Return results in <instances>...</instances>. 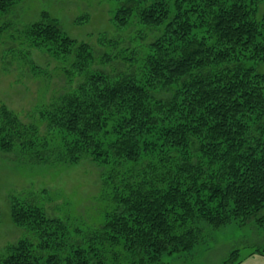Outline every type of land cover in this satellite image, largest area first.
I'll return each instance as SVG.
<instances>
[{"label": "trees", "instance_id": "obj_1", "mask_svg": "<svg viewBox=\"0 0 264 264\" xmlns=\"http://www.w3.org/2000/svg\"><path fill=\"white\" fill-rule=\"evenodd\" d=\"M18 1L0 0V17ZM261 1L126 0L113 24L134 19L157 32L123 50L119 38L103 41L109 51L70 36L47 10L26 25L29 45L64 64L69 89L38 121L2 104L0 149L37 162L89 156L110 206L74 238L81 230L66 219L10 198L11 219L28 234L0 251V264H167L166 254L201 242L203 223H264Z\"/></svg>", "mask_w": 264, "mask_h": 264}, {"label": "rangeland", "instance_id": "obj_2", "mask_svg": "<svg viewBox=\"0 0 264 264\" xmlns=\"http://www.w3.org/2000/svg\"><path fill=\"white\" fill-rule=\"evenodd\" d=\"M126 0H19L0 17V106L7 105L24 121H38L40 112L54 98L67 91L69 84L64 64L45 48L31 47L24 33L28 23L38 19L43 10L56 17L62 29L78 40L111 51L103 43L120 39V48L150 41L157 31L132 20L129 26L113 24L116 9ZM264 13V1L257 18ZM143 35V34H142ZM132 41V42H131ZM141 52L142 48L138 47ZM137 51V52H138ZM97 66H99L97 64ZM107 68H111L107 66ZM264 70V65L262 67ZM101 167L84 156L78 162H37L15 149H0V251L27 236L10 215V198L29 199L43 206L49 214L70 224L74 238L103 223L110 206L107 188L102 184ZM204 225V237L191 253L166 254L167 264H224L232 250L238 249L237 264H264V223L232 221L221 226Z\"/></svg>", "mask_w": 264, "mask_h": 264}]
</instances>
